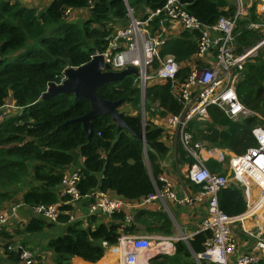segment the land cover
<instances>
[{
  "label": "trees",
  "instance_id": "trees-1",
  "mask_svg": "<svg viewBox=\"0 0 264 264\" xmlns=\"http://www.w3.org/2000/svg\"><path fill=\"white\" fill-rule=\"evenodd\" d=\"M125 1L135 17L140 10L161 8L166 0ZM179 1L189 14L208 26L234 11V5L224 0ZM68 9L71 13L65 15ZM84 11L87 14L84 20H69L70 15ZM254 11L250 8L247 16L237 22L238 54L254 47L262 38L248 29L249 24L258 21ZM127 22L123 0H51L43 9L25 7L17 0H0V111L10 99L17 108L14 114L5 113L0 120V211L15 204L31 209L60 203V211L71 212V206L65 205L68 198L59 192L62 173L70 165L77 166L81 174L77 185L81 195L113 192L132 204L152 194L155 187H161V162L170 148L162 141V130L146 120V112L150 117L164 119L180 113L182 106L170 82H157L145 88L144 123L140 114L125 113L127 126L137 134H144L145 149L142 141L126 130L117 131L107 115L91 120L90 137L81 123L66 124L90 111L88 100L75 101L73 95L67 94L41 99L48 84H61L65 69L79 67L95 53L104 52L113 31ZM198 39L196 32H183L178 38L165 40L160 49L161 58L172 55L180 65L177 85L188 74L187 63L197 51ZM235 91L239 102L253 112L252 116L236 122L212 106L208 109L209 119L192 122L189 131L206 148L241 155L256 145L252 129L256 126L264 129V46L246 62ZM97 94L105 101H121L120 107L131 105L132 109H140L136 76L107 84ZM154 105L156 109L152 111ZM176 153L189 167L192 160L181 146ZM206 166L214 174L223 171V166L211 159ZM185 180L194 193L199 191L200 186L188 177ZM217 200L228 216H238L246 210L242 190L230 184L218 193ZM87 222L88 226L82 228L81 221L69 222L68 215L58 216L57 223L63 225V230L46 244L52 264H71L74 258L77 260L73 264H105L106 249L102 242L114 246L123 236L168 238L175 234L164 209L141 208L132 215L121 209L107 218L91 217ZM55 227V223L38 216L31 218L22 230L8 232L6 226L0 233V240L5 242L3 256L12 263L21 262L17 250L7 249L13 235L43 234ZM210 236L209 231H195L186 241L177 239L172 242L173 255H157L149 264H196L193 255L203 252ZM258 264H264V255Z\"/></svg>",
  "mask_w": 264,
  "mask_h": 264
},
{
  "label": "built area",
  "instance_id": "built-area-1",
  "mask_svg": "<svg viewBox=\"0 0 264 264\" xmlns=\"http://www.w3.org/2000/svg\"><path fill=\"white\" fill-rule=\"evenodd\" d=\"M224 1L232 2L234 5L232 15L220 16L210 26L189 14L185 5L179 0H166L161 8L154 11L145 9L146 14L142 18L134 17L124 2L129 21L125 26L113 31L106 50L101 54L111 71L120 72L129 67L137 70L136 81L142 98L145 88L151 82L168 81L182 106L179 114L168 115L165 118V126L177 131L183 151L192 160L187 170V177L193 184L200 186V189L194 195L179 196L169 181L159 177L161 187H155L154 192L142 198L138 204L145 206L161 202L164 205L165 202L170 201L192 207L206 202L207 216L200 231H209L211 236L204 243L203 252L195 255V258L193 255L196 263L258 264L264 254V224L261 222H256L255 232H253L254 228L244 230L253 241L252 249L236 255L233 263L230 262V258L236 251V243L232 236L233 228L236 225H243L247 220L259 219V213L264 208V129L259 126L252 129L256 145L248 148L241 155H235L227 150L206 148L202 142L195 140L189 131L192 122H205L209 119L208 109L212 106L219 108L229 119L236 122L253 115L252 111L239 102L235 87L242 77L246 62L256 57L257 51L264 46V0ZM245 2L263 8L261 11H255L258 21L248 26L249 30L261 34L262 38L254 47L238 54L235 30L237 22L247 16L249 7L247 8ZM70 13L71 10L68 9L65 15ZM168 27L170 29L177 27L182 32L199 34L197 51L187 63L189 71L180 85H177L176 81L180 65L172 55L163 58L159 55L164 41L168 39L164 36ZM2 118L3 114L0 115V120ZM142 120L144 121V117ZM209 159L226 165L227 174L210 172L206 166ZM80 179L79 170L69 172L65 169L62 173L59 192L61 196L68 198L65 205L72 207L71 212L60 211V203L39 205L29 209L44 221L57 224L60 214L68 215L69 222L80 221L76 212V204L80 202L88 205L85 220L91 217L104 219L116 211L128 208L130 203L118 196L112 197L98 191L81 195L77 188ZM230 182L241 188L246 203L245 212L238 216H228L223 213L217 200L218 193ZM22 207L26 206L15 204L7 210L0 211V233L8 226L11 217ZM127 221H130V217H127ZM181 239L185 240L184 237ZM156 240L163 239L151 236L121 237L116 244L117 264H149L152 256L167 251L160 247L154 253ZM102 247L108 249L105 242H102ZM7 249L19 250L22 264H35L33 253L29 249L11 246Z\"/></svg>",
  "mask_w": 264,
  "mask_h": 264
},
{
  "label": "crops",
  "instance_id": "crops-1",
  "mask_svg": "<svg viewBox=\"0 0 264 264\" xmlns=\"http://www.w3.org/2000/svg\"><path fill=\"white\" fill-rule=\"evenodd\" d=\"M228 3L232 4V2H228ZM47 5L43 4V6H47ZM25 7H27V6H25ZM252 7L256 11L263 9L261 6H259L257 4H252L248 8V11ZM30 8H33V7H30ZM169 29H170V27H168V29L164 33V36H166V38H168V39L169 38H178L183 33L177 27H172V29H170V30ZM154 83H157V82H151L149 84V86L153 85ZM158 83L162 84L163 82H158ZM8 104L10 106L11 105L14 106V101L12 99H10ZM13 106H12V108H9V109H13ZM9 109H6V110L8 111ZM16 111H17V108L15 107V110L8 111L7 113L11 112L12 114H14ZM124 113H129L130 115L135 114L133 112H127V111H124ZM146 120L151 122L154 127L162 130V141L165 142L168 145V147L170 148V152L167 155L166 159L161 162L162 174L160 175V178H162V180L169 181L172 184L173 190L179 196L194 195L195 193L189 188V186L186 183V180H184V179H187V174H185V170L183 169L184 162L180 161L177 157L176 148L178 146H181L177 131L174 129H168L165 126V119L164 118H159L157 116H155V117L154 116L153 117L147 116ZM216 163H218V162H216ZM78 164H79V166L82 164L81 159H79ZM218 164H220V163H218ZM222 166H223V171H220V173L222 175H225V174H227L226 165H222ZM77 169H78V167L74 166V165H70L67 168V170L69 172H74ZM187 169H188V167L186 166V170ZM230 185L241 190V188H239L236 185L231 184V182H230ZM106 195L112 196V197L116 196L113 192H108ZM165 203L166 204H164V205H167V207L165 208L164 211L168 214L170 220L172 221V223L174 225L175 234L173 237H168L165 239V240H170L168 243H164V244L160 245V247H163V248L166 247L165 250H167L164 254L163 253H161V254L173 255L174 247H173L172 242L177 240L176 237H178L177 235H179L178 229H177V227H175L174 222H176L178 224L180 234H182V236H184V238H185V240H183L181 238L180 239L182 241H186L195 233V231H200V228H201V225L204 221V218L207 216V212H206L207 203L204 202V203L192 206V207L185 205V204H178V203H174V202H170V201H167ZM164 205L161 202H154V203H151V204L145 205V206H140L138 203H132V204H129L128 208L126 209V213L129 215H132L136 210L141 209V208H146V209L151 210V211L162 210V209H164V207H163ZM87 206L88 205L85 202H80L78 205L76 204L77 218L80 219V221L82 222V225H81L82 228H86L89 224L87 221L91 220V219L85 220ZM263 211H264V208L259 213V215H260L259 219L253 218V219L247 220L244 222L243 225H239V226L236 225V227L233 228L232 236H233V239L236 243V251L234 253V256H232L230 258L231 263H233V259L236 255L248 252L252 249L253 241L244 233V230H250V229L254 228V226L256 225V222H261L264 224V221H263L264 220V213H263ZM34 216H36V215H34L31 212V210L28 209L27 207H23V208L18 209L17 212L11 217L10 222L6 228V231L9 232V231L14 230L15 226H13V228H12V227H10V224L14 225L15 223H19V222H20V226L18 229L22 230L23 227L28 223V221L31 218H33ZM62 230H63V225L57 223L55 228H53L51 230H46L43 232V234H22V235H20L19 236L20 242L18 241L19 242L18 244H17V238H13L12 239L13 241L11 242V244H9V246H11L12 248L21 247V248L29 249L35 257V264H52L51 252L46 248V244H47V241L50 237L54 236L55 234H58ZM255 231L256 230L253 229V232H255ZM4 243L5 242H2L0 240V264H15V263L8 261L3 256V248L2 247H3ZM41 248H43V249L41 250ZM114 249H117L116 245L108 246V249H106V254H108V255L111 253L117 254L116 250L113 251ZM111 257H113V256L111 255ZM75 260H77V259L74 258L72 260L71 264H73V262ZM195 262H196V260H195ZM17 264H22V263L19 262Z\"/></svg>",
  "mask_w": 264,
  "mask_h": 264
},
{
  "label": "water",
  "instance_id": "water-1",
  "mask_svg": "<svg viewBox=\"0 0 264 264\" xmlns=\"http://www.w3.org/2000/svg\"><path fill=\"white\" fill-rule=\"evenodd\" d=\"M124 2L126 1L124 0ZM131 75H137L135 68L129 67L120 72L111 71L109 65L105 63L103 55L97 52L87 63L76 68L69 67L65 69L61 84H48V88L42 94L41 99L47 100L59 94H67L73 95L75 101L88 100L90 111L80 118L68 121L66 124L81 123L84 131L87 133V137H90L92 134L91 120L98 116L107 115L110 117L112 123L116 125L117 131L126 130L132 137L142 141L145 149L146 142L144 134L142 132L137 134L131 130L124 122L125 113L119 112L122 102L105 101L97 94L98 89L103 86L120 82L125 77ZM156 256L154 255L152 258Z\"/></svg>",
  "mask_w": 264,
  "mask_h": 264
},
{
  "label": "rangeland",
  "instance_id": "rangeland-1",
  "mask_svg": "<svg viewBox=\"0 0 264 264\" xmlns=\"http://www.w3.org/2000/svg\"><path fill=\"white\" fill-rule=\"evenodd\" d=\"M18 2H20L23 6L25 5V6H27L28 8H30V7H33V8H37V9H43V8H45L46 6H43V4H45V5H47L49 2H50V0H17ZM245 5H247V8L248 7H250L251 6V4H247V2H245ZM262 9H260L259 11H261ZM256 11V10H255ZM144 14H146V11H145V9L144 10H140V11H138L137 12V14L135 15V17L136 18H142L143 17V15ZM86 16H87V14H86V11H84V12H82V13H79V15L78 14H75V15H70V17H69V20H71L72 19V21L73 20H84L85 18H86ZM129 21V20H128ZM128 23V22H127ZM126 23V24H127ZM12 106L13 105H7L6 107H9V108H12ZM139 107H140V109L139 110H135V109H132V107H131V105H124V106H122V107H120L119 108V112H124V111H127V112H133V113H135V114H140V117L142 116V118L144 117V112L145 111H143L144 110V98H142L141 96H140V102H139ZM9 108H3V110H1L0 112V115L1 114H5V112L7 113L8 111H13V110H15V106H13V109H9ZM153 110H155L156 109V106L154 105L153 107ZM6 109H9L8 111L6 110ZM148 116V113L146 112V117ZM143 123H144V121H142ZM187 158L185 157V160H186ZM224 164H226V162L224 163ZM186 166L188 167V164L187 163H184V165H183V169L185 170V174H187V170H186ZM185 180V179H184ZM256 189V188H255ZM164 207V210H165V208L167 207V205H164L163 206ZM72 208V207H71ZM264 213V212H263ZM206 218V217H205ZM205 218H204V220H205ZM174 224H175V227H177V229H178V233H179V235H177L178 237H176V239H180V238H183L184 236H182V234H180V231H179V228H178V224L176 223V222H174ZM13 226H15V229H18L19 228V226H20V222L19 223H15L14 225L12 224H10V227H12L13 228ZM237 226H239V225H237ZM9 232H11V231H9ZM20 235H22V234H20ZM20 235H13V237H12V239L13 238H17V244L20 242V238H19V236ZM163 240H156L155 241V243H154V250H153V252L154 253H156L157 252V250L160 248V245L161 244H164V243H168L170 240H164V238H162ZM19 241V242H18ZM11 244V243H10ZM166 248V247H165ZM43 248H41V250H42ZM158 255H161V254H159V253H157ZM156 254V255H157ZM108 254H106L105 253V256H107ZM109 255H113V254H109ZM115 256H116V264H117V262H118V255L117 254H114ZM264 255V254H263ZM35 260V259H34ZM194 261H195V259H193ZM72 263V262H71ZM196 263V262H195ZM197 264V263H196ZM204 264H208V263H205L204 262Z\"/></svg>",
  "mask_w": 264,
  "mask_h": 264
},
{
  "label": "bare ground",
  "instance_id": "bare-ground-1",
  "mask_svg": "<svg viewBox=\"0 0 264 264\" xmlns=\"http://www.w3.org/2000/svg\"><path fill=\"white\" fill-rule=\"evenodd\" d=\"M254 230H256V229L254 228ZM115 250L117 252V249H114L113 251H115ZM111 254H115V253H111ZM112 256L113 257H111V255L105 256V264H116V259H115L116 256L115 255H112Z\"/></svg>",
  "mask_w": 264,
  "mask_h": 264
}]
</instances>
